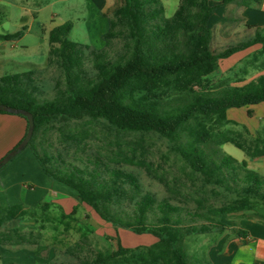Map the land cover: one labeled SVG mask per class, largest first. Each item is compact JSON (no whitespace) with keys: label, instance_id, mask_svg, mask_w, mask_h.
<instances>
[{"label":"trees","instance_id":"obj_1","mask_svg":"<svg viewBox=\"0 0 264 264\" xmlns=\"http://www.w3.org/2000/svg\"><path fill=\"white\" fill-rule=\"evenodd\" d=\"M234 1L223 0L222 4ZM258 1L243 0V5L248 7ZM160 3V0H122L121 6L114 10V19L109 20V31L102 38L107 46L112 39H127L125 52L114 60L107 46L101 49L93 47L91 60L97 72L95 78H91L84 69L82 48L85 45L69 39L73 25L67 22L52 29L49 42L60 47L52 49L50 55L59 58L65 89L59 88L56 98L51 101H37L35 70L0 77V105L26 110L33 115L35 130L25 150L31 149L45 175L73 190L78 200L91 207L105 223L135 235H151L158 239L147 250L126 248L119 239L115 252L108 256L99 255L93 263L119 259L120 264H193L186 250L187 240L193 236L222 235L228 227L200 210H183L169 200L158 203L152 194L141 195L138 177L122 169L110 168L100 162L96 163L97 170L92 175L79 168H52V158L41 155L34 145L42 128L58 118L80 120L91 117L105 119L118 131L156 133L176 142L186 126L198 117L216 118L219 123L235 122L231 119L239 114L253 118V114L260 113L264 105V74L248 82L243 80V84L214 96L201 93L191 102L174 108L168 109L156 100L162 91L193 90L204 77L216 71L220 59H227L257 44L264 50V29L258 28L252 39L215 54L211 49L209 21L218 6H211L210 0H181L174 16L166 18ZM23 35V31L0 33V40L16 42ZM0 114L25 119L22 115L5 111H0ZM28 128L27 122L22 140ZM192 135V141L184 147H177L185 162L201 173L206 183L220 186L237 196L216 214L253 211L264 220V213L258 209L264 206V177L249 169L245 161L237 165L229 155L210 156L204 149L211 137L205 125L199 132L192 131ZM237 147L243 148L240 144ZM251 156H264V149H256ZM129 162L146 167L143 161ZM101 167L108 179L100 180L98 171ZM128 199L135 201L132 213L120 208L121 203ZM50 207L48 202L32 208L24 204L12 205L8 207L5 219L34 217L39 211L47 212ZM60 216L62 220L69 218L65 213ZM151 216L154 221H150ZM232 231L238 237L247 236L243 229ZM82 264H90V261ZM204 264L214 263L205 257Z\"/></svg>","mask_w":264,"mask_h":264},{"label":"rangeland","instance_id":"obj_2","mask_svg":"<svg viewBox=\"0 0 264 264\" xmlns=\"http://www.w3.org/2000/svg\"><path fill=\"white\" fill-rule=\"evenodd\" d=\"M180 2L161 1L166 18L174 16ZM120 4V0H115L111 6L110 1L109 7L101 12L100 21L105 20L107 23V30L101 33L98 28L100 23L94 21L84 0H0V33L23 31L24 34L16 42L0 40V77L35 70L37 101L42 103L56 98L58 89H65V79L58 56L50 55V51L60 45L50 44L49 34L52 29L70 22L73 29L69 39L90 46L82 48L85 56L83 63L85 71L91 78H95L97 72L91 60L92 48L107 46L102 36L109 31V20L114 19V10ZM94 27L98 28L96 32ZM213 32L211 49L215 54L239 41L247 40V34L233 35L235 39L229 38V44L226 45L225 40L221 42L218 39L224 35L222 37L216 31ZM126 43L127 39L124 38L110 40L106 48L114 60L124 54ZM217 65L216 71L204 77L193 90L162 91L157 94L156 100L168 109L174 108L191 102L201 93L214 96L227 88L243 84V80L250 81L264 73V50L259 45L245 52H237L227 59H220ZM253 116L248 118L239 114L233 117L235 120L231 119L235 122L228 123H219L216 118L207 120L198 117L186 126L176 142L156 133L118 131L105 119L58 118L51 120L39 131L34 145L41 155L46 154L52 158V168H79L91 175L97 170L98 162L110 168H119L138 177L141 195L149 193L158 203L166 199L183 210L197 209L225 223L228 229L222 235L214 233L193 236L187 240L186 250L192 257L191 262L204 264L205 257L211 261L219 256L221 239L236 236L232 230L241 229L247 221L264 223V220L253 211L216 214L237 196L220 186L206 183L203 175L185 162L177 147H184L192 141V131L199 132L202 125H205L211 137L204 149L210 156L229 155L236 160L237 165L245 161L249 169L264 177V156H251L256 149H264V114L255 112ZM237 144L243 148L239 149ZM130 160L136 163L143 161L146 167L130 164ZM102 169L98 171L100 180L108 179ZM32 181L38 188V192L32 195L39 197L45 187L37 179ZM69 192L71 197L59 192L49 194L40 203H50V209L47 212L39 211L34 217L6 220L9 206L0 203V264H11L9 260H15V255L19 263L14 264H82L86 261H90V264H120L119 259L93 262L99 255L108 256L115 252L119 239L124 247L133 250H147L158 242L154 236L135 235L105 223L91 207L78 200L73 190ZM134 203L129 199L124 200L120 208L132 213ZM258 209L264 213V206ZM62 213L69 215V218L62 220ZM184 214L186 216L185 211ZM153 219L151 216L150 221Z\"/></svg>","mask_w":264,"mask_h":264},{"label":"crops","instance_id":"obj_3","mask_svg":"<svg viewBox=\"0 0 264 264\" xmlns=\"http://www.w3.org/2000/svg\"><path fill=\"white\" fill-rule=\"evenodd\" d=\"M84 1L86 2L87 8L91 12V15L95 18L94 21H98L97 23H100V26H98L99 31L104 33L107 30V23L105 20L100 21V19H102L101 12L109 7L110 1L111 6H113V2H115V0ZM120 1L122 4V0ZM160 1L166 3L170 0ZM222 1L223 0H210V5L218 6V8L209 21V28L212 32L216 31L215 33H218L220 36L224 35V37L222 36L223 38H218L219 40L221 39V42L225 40L227 42L226 45H228L230 40L235 39L232 37L233 35L238 36L240 34H247V40H250L255 36L258 28L264 29V0L254 2L248 7L243 5V0H236L225 5L222 4ZM98 28L95 29L94 27V32H96ZM215 38L217 39V36ZM242 42L243 41H239L234 45ZM259 45L260 44H257L248 49ZM260 113L264 114V105ZM10 127H15V129H11ZM26 129L27 121L22 117L18 118L14 115L7 116L0 114V159L22 140L26 133ZM32 179H37L45 187V191L41 193L39 197L32 195V193L38 192L37 185L32 181ZM69 190L70 189L68 187L45 175L31 149L25 150L0 173V203L4 206L24 204L27 205V207L32 208L37 206L41 201L46 199L49 194L54 192H59L69 196ZM242 225L241 229L247 232V236L241 238L236 235L232 239H228V237L223 240L221 239L219 245V256L215 258V260L212 259V263L264 264V223L247 221ZM15 257V260H9L11 264H14L13 262H18L17 255H15ZM1 259L3 262V258Z\"/></svg>","mask_w":264,"mask_h":264},{"label":"water","instance_id":"obj_4","mask_svg":"<svg viewBox=\"0 0 264 264\" xmlns=\"http://www.w3.org/2000/svg\"><path fill=\"white\" fill-rule=\"evenodd\" d=\"M0 111H5V112L11 113V114L22 115L27 120V122L29 123V128H28V132L26 134V137L18 145L17 149L11 151L7 156H5L1 160V162H0V171H1V169L4 166L8 165L13 159H15L20 153H22L27 148V146L30 143V141L32 140V137L34 134L35 122H34L33 115L26 110L12 109L6 105H0Z\"/></svg>","mask_w":264,"mask_h":264}]
</instances>
